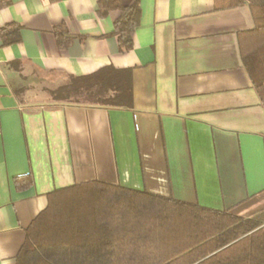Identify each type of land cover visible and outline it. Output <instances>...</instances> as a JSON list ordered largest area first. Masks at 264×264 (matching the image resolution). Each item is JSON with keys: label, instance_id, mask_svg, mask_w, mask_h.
Masks as SVG:
<instances>
[{"label": "crops", "instance_id": "1", "mask_svg": "<svg viewBox=\"0 0 264 264\" xmlns=\"http://www.w3.org/2000/svg\"><path fill=\"white\" fill-rule=\"evenodd\" d=\"M120 1L141 6L124 52L120 11L102 17L98 0H0V28L21 26L19 42L0 39V264H15L48 194L67 185L120 183L238 216L264 205V107L242 54L261 14L232 0ZM107 66L130 70L129 108L51 99L69 75ZM41 81L47 100L30 85Z\"/></svg>", "mask_w": 264, "mask_h": 264}, {"label": "trees", "instance_id": "2", "mask_svg": "<svg viewBox=\"0 0 264 264\" xmlns=\"http://www.w3.org/2000/svg\"><path fill=\"white\" fill-rule=\"evenodd\" d=\"M249 3L261 14L252 47L243 60L264 107V0ZM98 14L119 10L112 33L121 51L133 48L141 21L138 3L98 0ZM17 23L0 28L3 45L21 39ZM58 48L73 37L64 23L54 29ZM130 70L112 66L87 75H69L51 88L52 100L107 108L132 105ZM27 176L18 179H26ZM15 264H264V205L238 216L174 196L92 180L56 188L32 221Z\"/></svg>", "mask_w": 264, "mask_h": 264}, {"label": "rangeland", "instance_id": "3", "mask_svg": "<svg viewBox=\"0 0 264 264\" xmlns=\"http://www.w3.org/2000/svg\"><path fill=\"white\" fill-rule=\"evenodd\" d=\"M30 85L33 86L35 93L37 92V94H38V96L36 97L37 99H43V96L46 98V100L48 99V91H47V93L43 92L44 89H47V85L49 86V84H47V81L46 82L41 81L39 84L34 83V82H30ZM51 87H53V86H51Z\"/></svg>", "mask_w": 264, "mask_h": 264}]
</instances>
